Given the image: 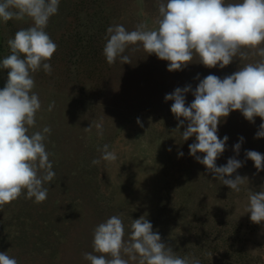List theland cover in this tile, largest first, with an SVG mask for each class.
I'll list each match as a JSON object with an SVG mask.
<instances>
[{"label": "rangeland", "instance_id": "obj_1", "mask_svg": "<svg viewBox=\"0 0 264 264\" xmlns=\"http://www.w3.org/2000/svg\"><path fill=\"white\" fill-rule=\"evenodd\" d=\"M160 2L166 0H60L50 18L46 31L58 47L49 61L51 74L43 69L32 74L41 110L29 134L51 128L45 144L56 175L45 184L42 203L25 192L0 208V252L18 264H90L83 254L93 252L94 229L113 215L122 218L125 240L132 220L145 216L180 257H195L201 264H264V223L251 222L245 211L249 192L264 187V170L257 171L246 158L249 150L264 155V138H256L264 121L249 122L237 110L218 125L219 138L228 140L217 166L235 157L242 167L233 178L248 179L237 193L189 154L195 137L183 140L187 122L176 130L173 101L165 100L177 87L195 90L197 75L223 79L260 58L237 57L221 69L207 68L194 57L183 70L170 72L167 61L142 47L126 49L131 64L118 58L109 65L103 55L108 27L121 24L132 31L141 22L154 27ZM31 24L28 18L0 22V61L10 54L7 41ZM7 73L0 69V89ZM185 100L186 105L194 100L191 92ZM101 121L103 137L94 126L84 130ZM104 144L117 160L93 165Z\"/></svg>", "mask_w": 264, "mask_h": 264}, {"label": "clouds", "instance_id": "obj_2", "mask_svg": "<svg viewBox=\"0 0 264 264\" xmlns=\"http://www.w3.org/2000/svg\"><path fill=\"white\" fill-rule=\"evenodd\" d=\"M60 0H0V22L31 20V26L19 29L7 41L10 54L0 61V69L8 70L5 86L0 89V208L17 200L26 192V198L35 203L47 199L48 188L55 172L46 150L45 141L51 133L49 126L29 134L36 126V116L41 110L37 93L33 92V73L43 69L51 74L49 61L57 50L46 28L52 16L59 10ZM159 15L154 27L147 22L136 25L132 31L121 24L107 28L103 55L109 65L131 64L124 55L129 46L142 47L148 55L167 61V70L180 71L192 63L194 57L207 68L221 69L234 58L248 59L258 56L255 63H247L231 75L220 77L209 74L199 80L195 90L191 85L177 87L166 94L165 100L173 101L171 113L178 120L176 130L187 126L182 132L184 141L195 137L189 145V154L214 175V178L240 192L246 177L233 174L242 167L235 157L226 165L217 166L216 161L226 150L227 136H218V125L232 111H240L249 122L256 117L264 121V0H166L158 4ZM191 92L194 100L186 105L185 96ZM53 104L48 110L51 111ZM139 124V119L137 120ZM103 137V122L91 124L84 130ZM142 126V124H141ZM256 138H264V122L259 126ZM243 137L234 145L239 154ZM99 159L112 163L117 160L114 151L104 144ZM171 151V149H169ZM203 153V157L197 155ZM180 156L183 153H179ZM246 158L254 162L257 171L264 170V155L249 150ZM123 195V194H122ZM250 220L264 223V187L249 192ZM131 231L125 240V225L120 215H113L98 224L93 232V252L83 254L90 264H201L195 257H180L172 247L153 231L152 223L145 217L132 220ZM96 253V254H93ZM127 257V258H125ZM0 264H18L7 252H0Z\"/></svg>", "mask_w": 264, "mask_h": 264}]
</instances>
